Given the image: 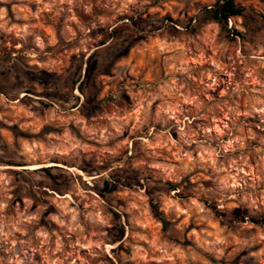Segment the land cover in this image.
<instances>
[{
    "label": "rangeland",
    "instance_id": "obj_1",
    "mask_svg": "<svg viewBox=\"0 0 264 264\" xmlns=\"http://www.w3.org/2000/svg\"><path fill=\"white\" fill-rule=\"evenodd\" d=\"M217 1L0 0V264H264V0Z\"/></svg>",
    "mask_w": 264,
    "mask_h": 264
},
{
    "label": "trees",
    "instance_id": "obj_2",
    "mask_svg": "<svg viewBox=\"0 0 264 264\" xmlns=\"http://www.w3.org/2000/svg\"><path fill=\"white\" fill-rule=\"evenodd\" d=\"M204 15L207 20L218 23L224 30L228 31L230 30L228 29L230 20L236 17H243L244 9L238 6L237 0H220L217 1L213 6L206 7L204 9ZM232 32L238 37L242 36V34L235 29H233ZM156 208L157 207L154 206V209Z\"/></svg>",
    "mask_w": 264,
    "mask_h": 264
}]
</instances>
